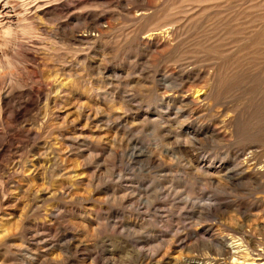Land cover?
<instances>
[{
  "label": "rangeland",
  "instance_id": "374dc122",
  "mask_svg": "<svg viewBox=\"0 0 264 264\" xmlns=\"http://www.w3.org/2000/svg\"><path fill=\"white\" fill-rule=\"evenodd\" d=\"M7 2L0 264H197L209 227L263 238L264 187L223 178L264 130V0Z\"/></svg>",
  "mask_w": 264,
  "mask_h": 264
},
{
  "label": "bare ground",
  "instance_id": "6f19581e",
  "mask_svg": "<svg viewBox=\"0 0 264 264\" xmlns=\"http://www.w3.org/2000/svg\"><path fill=\"white\" fill-rule=\"evenodd\" d=\"M6 2H7V0H6ZM5 15L7 17H11V16H8L7 14H5ZM16 16H18V15H16ZM0 17H3V16H0ZM8 19H10V18H8ZM5 25H7V24H5ZM8 26H10V25H8ZM6 29H8V28H6ZM160 35L161 34H153L151 36L149 35L150 37L149 36L148 37H149V40L151 41V40L159 37ZM5 40H4V43H5ZM7 44H9V43H7ZM2 45L6 46V44H2ZM8 63H10V62H8ZM58 90H60V89H58ZM197 93L199 94L202 92L198 91V92H196V94ZM17 95H19V94H17ZM202 95L206 96V92H203ZM11 96H12V93H9L7 95L5 94V96L0 97V104L3 103V106L7 107L8 103L10 102V100L12 98ZM199 96H201V95H199ZM41 98H42V96H41ZM256 134L258 137L259 146L255 147V148H249L248 150L246 149L248 152H246L241 157H239V156L236 157V160H238V163L234 166V169L230 168L231 170H228L226 177L223 178L224 179L223 181H227V182L228 181H231V182L236 181V182L242 183L243 185H246V186L248 185V187H250V186L251 187L257 186L258 188L264 187V161H260L257 157L259 152H261L262 154L264 153V130L259 129L256 132ZM5 147H3V148H5ZM54 164H55V162H54ZM37 167H40V166H37ZM31 168H32V166H31ZM46 168L47 167H45V169ZM210 168L214 169L215 167L213 166V164H210ZM206 206L208 209H210V210L212 209L211 211H213V210L216 211V210H218L217 207H220L216 203H215V205H213L212 200H208V203L206 204ZM216 233H215L213 227H209L207 232L203 233L202 236H199L200 234L196 235L197 236L196 237V242H197L196 244L198 245L201 243V245H203L204 248L208 250V253L205 252L206 250H204L203 252H200L197 256H192V257H199L198 259H195V261L200 260V263H197V264H264V236L261 239H256V238H254V235L252 233H248V232L244 231V227H242V226H239L238 228H235V229H227L223 232L221 231L219 234H216ZM253 233L255 234V231H253ZM194 264H196V263H194Z\"/></svg>",
  "mask_w": 264,
  "mask_h": 264
}]
</instances>
